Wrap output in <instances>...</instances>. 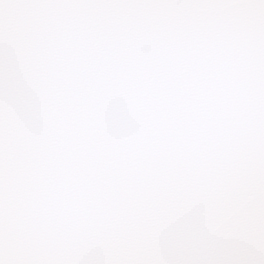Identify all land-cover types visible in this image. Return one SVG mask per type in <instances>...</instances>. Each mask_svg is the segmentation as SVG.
Segmentation results:
<instances>
[{
	"label": "snow or ice",
	"instance_id": "6c2138e0",
	"mask_svg": "<svg viewBox=\"0 0 264 264\" xmlns=\"http://www.w3.org/2000/svg\"><path fill=\"white\" fill-rule=\"evenodd\" d=\"M0 264H264V0H0Z\"/></svg>",
	"mask_w": 264,
	"mask_h": 264
}]
</instances>
